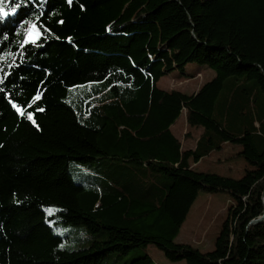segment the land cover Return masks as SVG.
<instances>
[{
    "label": "trees",
    "instance_id": "obj_1",
    "mask_svg": "<svg viewBox=\"0 0 264 264\" xmlns=\"http://www.w3.org/2000/svg\"><path fill=\"white\" fill-rule=\"evenodd\" d=\"M0 8V264H103L148 245L185 264H264V218L251 223L264 214V0ZM33 23L41 36L25 42ZM193 62L214 72L196 92L157 87ZM183 110L203 129L194 149L171 131ZM228 141L242 145L241 178L196 170ZM201 189L233 198L206 252L173 241ZM52 219L98 239L60 248Z\"/></svg>",
    "mask_w": 264,
    "mask_h": 264
},
{
    "label": "rangeland",
    "instance_id": "obj_2",
    "mask_svg": "<svg viewBox=\"0 0 264 264\" xmlns=\"http://www.w3.org/2000/svg\"><path fill=\"white\" fill-rule=\"evenodd\" d=\"M213 75V70L205 65L195 62L188 63L183 70H173L163 75L157 82V87L169 90L176 89L185 94H192L202 84L210 81ZM67 100L77 109L70 99ZM171 131L182 142L183 148L188 149L195 146L196 139L203 129L188 126L185 110H183L179 118L171 125ZM241 150V144L230 141L225 142L220 149H214L203 156L195 164V168L200 172L239 179L245 170L249 168L245 159L239 154ZM72 177L75 181H78L73 171ZM232 204L233 198L228 191L210 192L206 189L199 190L173 241L189 244L203 252L212 250ZM49 209H55V207L47 208V210ZM49 222L54 226L57 234L65 236L59 244L60 248L82 249L88 247L93 240L98 239L95 235L89 233L84 226L53 224L54 219ZM145 255L151 260L148 264H185L184 260H169L154 245L134 248L126 255L110 253L104 259L103 264H131L133 260Z\"/></svg>",
    "mask_w": 264,
    "mask_h": 264
},
{
    "label": "snow or ice",
    "instance_id": "obj_3",
    "mask_svg": "<svg viewBox=\"0 0 264 264\" xmlns=\"http://www.w3.org/2000/svg\"><path fill=\"white\" fill-rule=\"evenodd\" d=\"M68 3L71 4L72 0H68ZM12 11H15V9H13ZM8 14L9 13L7 11H5L3 8H0V18L7 16ZM40 36H41V33L38 27L33 23L28 29L27 38L25 42L31 41L32 43H35L36 40L40 38ZM68 39L71 40V38H68ZM38 98H39V93L37 94L36 97L33 98V100L38 99ZM13 107L16 108L17 112L21 113V115H25L24 110L21 109L18 105L13 104ZM39 110L43 111V109H39ZM26 118L31 120L33 123H35L31 112L26 113Z\"/></svg>",
    "mask_w": 264,
    "mask_h": 264
},
{
    "label": "water",
    "instance_id": "obj_4",
    "mask_svg": "<svg viewBox=\"0 0 264 264\" xmlns=\"http://www.w3.org/2000/svg\"><path fill=\"white\" fill-rule=\"evenodd\" d=\"M263 199H264V193H263ZM262 218H264V214H263L261 217H259L258 219L251 221V223H252V224L257 223V222H259Z\"/></svg>",
    "mask_w": 264,
    "mask_h": 264
},
{
    "label": "crops",
    "instance_id": "obj_5",
    "mask_svg": "<svg viewBox=\"0 0 264 264\" xmlns=\"http://www.w3.org/2000/svg\"><path fill=\"white\" fill-rule=\"evenodd\" d=\"M202 133V132H201ZM198 139V138H197ZM197 139H196V141H197ZM195 145H196V143H195ZM195 147V146H194ZM194 147L193 148H190V149H194Z\"/></svg>",
    "mask_w": 264,
    "mask_h": 264
}]
</instances>
